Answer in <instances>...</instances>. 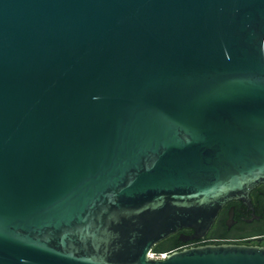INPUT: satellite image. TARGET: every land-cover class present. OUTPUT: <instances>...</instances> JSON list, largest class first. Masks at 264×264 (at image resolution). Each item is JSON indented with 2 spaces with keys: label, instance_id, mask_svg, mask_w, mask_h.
Returning a JSON list of instances; mask_svg holds the SVG:
<instances>
[{
  "label": "water",
  "instance_id": "1",
  "mask_svg": "<svg viewBox=\"0 0 264 264\" xmlns=\"http://www.w3.org/2000/svg\"><path fill=\"white\" fill-rule=\"evenodd\" d=\"M261 183L264 0H0V264H264L148 258Z\"/></svg>",
  "mask_w": 264,
  "mask_h": 264
},
{
  "label": "flooded vegetation",
  "instance_id": "2",
  "mask_svg": "<svg viewBox=\"0 0 264 264\" xmlns=\"http://www.w3.org/2000/svg\"><path fill=\"white\" fill-rule=\"evenodd\" d=\"M249 198L250 201L248 204H251V208L243 205L245 203L241 201H231L226 203L220 210V212L222 211L223 213L227 207L233 208L232 223L230 226L226 225L225 222V229L221 228V222L218 221L217 216L212 228L204 239L183 243L181 249L212 243L258 246L264 248V183L253 188L249 193ZM229 204H234L235 206H229ZM180 231L177 232L179 235H190L192 233V230H190V233L186 234Z\"/></svg>",
  "mask_w": 264,
  "mask_h": 264
},
{
  "label": "trees",
  "instance_id": "3",
  "mask_svg": "<svg viewBox=\"0 0 264 264\" xmlns=\"http://www.w3.org/2000/svg\"><path fill=\"white\" fill-rule=\"evenodd\" d=\"M229 206H235L234 204H229ZM229 210V207H227L223 213L222 211L218 214V221L221 222V228L225 229V222H226V218H227V212ZM180 232L182 233H190V230H181ZM182 242L179 240V233L177 234H173L171 236H169L168 238L162 240L161 242L157 243L153 249L152 252L155 254H164V253H172V252H176V251H180L182 250L181 246H182ZM214 244V243H212ZM207 245V244H205ZM219 245V244H216Z\"/></svg>",
  "mask_w": 264,
  "mask_h": 264
},
{
  "label": "built area",
  "instance_id": "4",
  "mask_svg": "<svg viewBox=\"0 0 264 264\" xmlns=\"http://www.w3.org/2000/svg\"><path fill=\"white\" fill-rule=\"evenodd\" d=\"M169 253H164V254H155L153 252L148 253V258L153 259V260H164Z\"/></svg>",
  "mask_w": 264,
  "mask_h": 264
}]
</instances>
